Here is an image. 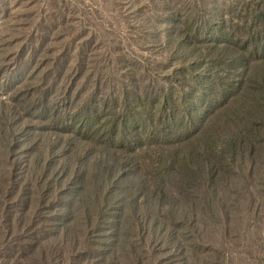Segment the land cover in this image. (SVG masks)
<instances>
[{
	"label": "rangeland",
	"instance_id": "374dc122",
	"mask_svg": "<svg viewBox=\"0 0 264 264\" xmlns=\"http://www.w3.org/2000/svg\"><path fill=\"white\" fill-rule=\"evenodd\" d=\"M262 17L264 0H0V264H264V152L204 200L67 130L175 88L190 59L169 37Z\"/></svg>",
	"mask_w": 264,
	"mask_h": 264
},
{
	"label": "trees",
	"instance_id": "16d2710c",
	"mask_svg": "<svg viewBox=\"0 0 264 264\" xmlns=\"http://www.w3.org/2000/svg\"><path fill=\"white\" fill-rule=\"evenodd\" d=\"M207 30L201 39L188 34L167 39L190 59L178 69L175 88L152 97L125 96L110 115L87 112L67 130L95 135L107 159H133L137 149L147 175L162 184L172 179L181 190L202 189L204 200L217 198L237 162L252 165L264 152V19ZM153 120L156 138L147 144L155 147L142 150L145 126ZM155 192L164 201V193ZM195 194L181 197L194 203Z\"/></svg>",
	"mask_w": 264,
	"mask_h": 264
}]
</instances>
